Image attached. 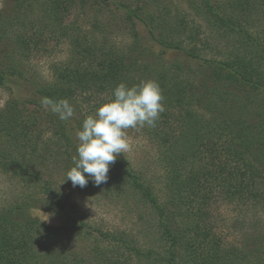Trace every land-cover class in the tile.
<instances>
[{
  "label": "trees",
  "instance_id": "obj_1",
  "mask_svg": "<svg viewBox=\"0 0 264 264\" xmlns=\"http://www.w3.org/2000/svg\"><path fill=\"white\" fill-rule=\"evenodd\" d=\"M10 1L9 12H0V88L23 82L33 106L66 99L75 115L62 121L46 111V136L42 117L16 100L0 111V171L34 190L0 208V264H84L64 260V231L95 236L102 264H264V229L229 245L212 212L217 202L264 210V0H185L184 10L167 0ZM119 30L131 38L124 49L112 40ZM53 42L66 43L68 56L51 66L52 80L27 78L24 64ZM154 47L155 60L142 61ZM166 52L183 54L196 69L158 67ZM146 80L158 82L165 107L155 127L142 128L153 147L146 170L120 154L106 183L86 187L143 207L150 231L142 241L95 234L66 211L54 174L72 186L67 172L83 121L120 83ZM37 203L65 215L68 228L35 217Z\"/></svg>",
  "mask_w": 264,
  "mask_h": 264
},
{
  "label": "rangeland",
  "instance_id": "obj_2",
  "mask_svg": "<svg viewBox=\"0 0 264 264\" xmlns=\"http://www.w3.org/2000/svg\"><path fill=\"white\" fill-rule=\"evenodd\" d=\"M167 1L170 7H178L180 10H184L185 8V0ZM11 6L12 3L10 0H0V12H9ZM112 38L116 46L120 49L126 48L131 42L130 35L122 30L114 32V37ZM221 48L222 46H219L217 51H221ZM159 53L160 49L154 47L152 57L149 56L148 59L143 58L142 61H150L149 63H151L155 60L154 55H158ZM217 55L216 52L214 54L212 53L214 57ZM67 56L68 46L66 43L56 44L53 42L48 44L45 52L34 55L24 64L27 70V78L39 83L51 81V66L65 61ZM156 62L158 67L164 66L165 68L176 64H180L184 68L190 67L192 70H195L197 67V63L191 62L183 54L176 52H166L159 56ZM9 87V89L0 88V111L7 103L16 100L22 111H28L37 118L42 117V128L46 126V124H44L46 121L44 115L48 110L43 106L38 108L31 104L30 101H33V98L31 97V93L26 89L24 83H10ZM44 129L48 130L47 134H45L47 136L51 132V128L47 125ZM126 131L130 149L124 153V156L130 160L136 169L144 171L147 168L153 147L142 135V128H130ZM54 176V180L60 185L63 197L62 200L66 205V211L70 216L87 222L91 227L90 232L95 234L98 230L101 232H122L125 234H132V236L142 241L143 239L140 238L142 234L150 231H148L150 217L147 211L141 206H135L130 199L126 200L123 197H116L104 188H97L94 186L86 188L73 187L68 182H62L59 175L54 174ZM33 191V189H27L18 180L0 171V208L20 198L31 197L34 194ZM37 197L39 196L37 195ZM39 199L44 200L45 198L44 196H40ZM39 208L43 213L49 215V221L43 223L53 229L62 227L68 228L69 221L67 217L48 211L47 206L43 203H37V206L32 209L35 217L41 221L45 219V217L39 213ZM212 212L214 215L213 220L216 225V233L221 235L229 245H241L247 242L257 232L264 229V210L260 207L240 208L235 204L217 202L213 205ZM140 216L144 220L140 221ZM63 233L64 236L67 235L62 239V248H64L63 252L65 256L64 260L70 262L71 260L76 261L81 259L84 264H93L94 261H98L101 264L102 262L104 263V260L95 254V248H97L99 244L95 236H77L71 234L70 231H64ZM102 245L103 247L105 246L104 244ZM127 264L139 263L129 261Z\"/></svg>",
  "mask_w": 264,
  "mask_h": 264
},
{
  "label": "clouds",
  "instance_id": "obj_3",
  "mask_svg": "<svg viewBox=\"0 0 264 264\" xmlns=\"http://www.w3.org/2000/svg\"><path fill=\"white\" fill-rule=\"evenodd\" d=\"M113 99L101 105L94 116H88L76 133L78 140L74 166L67 172V180L73 187L84 188L91 181L100 186L108 180L110 165L120 154L130 149L127 131L144 127H155L160 114L165 111L164 96L158 82L141 81L131 87L120 83L113 90ZM42 106L66 121L75 115V109L66 99L41 100ZM35 211V210H34ZM42 222L49 221V215Z\"/></svg>",
  "mask_w": 264,
  "mask_h": 264
}]
</instances>
